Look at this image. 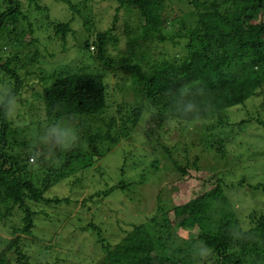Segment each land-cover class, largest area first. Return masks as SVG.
Wrapping results in <instances>:
<instances>
[{
	"label": "trees",
	"instance_id": "obj_1",
	"mask_svg": "<svg viewBox=\"0 0 264 264\" xmlns=\"http://www.w3.org/2000/svg\"><path fill=\"white\" fill-rule=\"evenodd\" d=\"M61 1L68 3L74 14L82 18L81 35L86 36L79 42L78 32L72 25L76 20L70 16L67 21L50 24L54 37L60 40L63 51L68 49L69 39L75 42L72 45H76L80 53H87L93 67L76 66V71L62 67L48 75H39L44 118L35 122L36 127L32 129V123H27L30 127L24 126L23 129L14 126L3 107L8 96L16 98L21 94L24 77L29 71L22 77L17 74L24 67L17 51L9 53L5 60L0 57V71L5 76H2L1 84L9 89L0 101V221L8 222L15 216L16 208L22 214V217L18 216L21 226L8 222L13 238L0 250V264H66L58 255L49 261L46 254L51 257L53 251H45L44 247L34 254L36 258L33 259L29 256V248L26 249L32 241L25 237L35 235L34 216L38 212L33 208L44 199V192L65 176L74 162L89 163L94 154L101 159L121 139L129 138L140 122L144 112L142 105L129 107L118 103L113 109L106 80L111 71L127 72L129 82H123L122 88H134L148 101L147 108L153 112L158 128L164 120L177 123L201 121L204 130L196 134L202 136L201 144L203 139L208 142L205 149L212 158L223 159L226 144L235 139L230 134L232 110L247 103L249 98L264 93V0H188L194 10L184 16L188 24L183 21L180 28L190 40L184 56L176 59L156 57L150 50L141 48V45L147 47L149 43L172 40L165 33L173 21L165 12L167 0H116L113 20H117L122 9H132L136 22L126 24L129 29L126 31L128 49L122 51L112 46L117 49L115 53L107 43L112 39L115 44V37H110L112 28L100 30L93 40L91 31L88 34L83 32L89 30L85 27L88 28L90 11L85 6L80 9V4L69 0ZM7 2L8 8L0 12V31L9 25L12 27L11 40H14L11 44L21 45L23 34L21 37L16 35L22 26L14 20L25 12L18 0ZM33 2L35 9H42L37 0ZM32 31L33 27H29V32ZM4 33L5 38L0 33V39L9 41L8 31ZM33 40L28 45H32ZM83 54L80 55L83 57ZM11 63L17 69L15 66L11 68ZM6 76L10 80L2 81ZM181 86L190 88V91L179 101L167 95ZM188 103L197 105L198 110L185 114ZM30 108H27V114H30ZM72 114L79 116L78 143L68 149L58 147L57 151L52 146L51 156L56 153V160L46 159L48 151L41 139L45 130L57 121L67 120ZM244 122V119L239 121ZM147 134L153 133L149 130ZM171 147H175L174 144ZM162 150L167 157L161 164L165 167L169 162L183 174H187L190 167L197 168V161L202 158L196 154L192 162L187 160L181 164L170 149L162 147ZM138 158L146 161L143 156ZM148 166L153 172L164 169L160 162L156 165L151 161ZM40 170L45 173L38 179V185L33 180ZM216 182V188L174 205L171 219L165 214L167 206L158 202L156 208L163 211L162 216L152 215L148 217V224L134 225L114 245L100 238L103 256L92 264H264V214L259 209H250L248 216L254 226L241 228L239 220L244 217L238 216L239 209H231L230 202L223 195L221 179L217 178ZM126 185L119 181L116 188ZM53 201L61 202L58 198ZM88 227L100 233L99 227L93 223ZM195 228L197 235L190 242L189 239L179 240L181 238L175 231ZM205 249L208 252L202 261L197 253ZM41 251L46 257L44 262L37 257ZM194 254L200 259L195 260Z\"/></svg>",
	"mask_w": 264,
	"mask_h": 264
},
{
	"label": "rangeland",
	"instance_id": "obj_2",
	"mask_svg": "<svg viewBox=\"0 0 264 264\" xmlns=\"http://www.w3.org/2000/svg\"><path fill=\"white\" fill-rule=\"evenodd\" d=\"M18 1L25 12V15L18 16L14 20L16 24L22 26L21 32L16 35L21 37V33L23 34L22 44H11L14 41L11 40L12 27L5 26L0 33L5 38L4 32L8 31L10 37L9 41L0 39V50H2L0 57L5 60L9 53L17 51L20 63L24 64L17 74L22 77L27 70L29 71V75L24 77L25 85H22L21 94L16 97L15 118L10 120L14 126H19L18 129H23L24 126H28L27 123H32L31 127L28 126L32 129L36 127L35 122L44 118L40 104L42 84L39 75H48L62 67H67L70 71H76V66L81 65H87V68L93 67L90 64L92 59L86 57L87 53H80L81 50L76 45H72L75 44L71 42L72 40L69 39L67 50H61L59 46L61 42L54 37L52 23L67 21L73 16L76 24L73 21L72 25L78 32L79 42L85 40V34L89 31H91L90 38L94 40L97 32L112 28L110 37H115V44L112 39L107 43L108 48L115 53L117 49L122 51L128 49L126 31L129 29L126 24L128 21L133 24L136 18L132 9L130 11L122 9L117 14V20L114 21L116 0H69L73 4H80L78 6L80 9L85 6L84 8L90 11V21L86 25L88 28L85 27L89 30H84L85 34L82 33L85 36H83L81 35L82 18L74 14L68 3L61 0H37L42 6V9L38 10L35 9L33 0ZM7 8V0H0V12ZM191 10H194L193 5L188 0H167L165 12L173 21L168 24L165 33L172 37V40L149 43L147 47L141 45V48L150 50L156 57L176 59L184 56L190 39L180 27L181 22L186 21L184 16L189 15ZM186 23L188 24L187 21ZM29 27H33L32 32H29ZM32 39H34L32 45H28ZM80 54H83V57ZM29 60L33 62L29 63ZM14 66V63L10 64L11 68ZM15 67L17 69V66ZM0 76V97H3L5 90L9 89L2 85L4 83L1 84V78L4 76L1 71ZM6 80L9 81L10 78L2 79V81ZM106 80L113 109L118 103L129 107L142 105L143 116L129 138L121 139V142L114 145L101 159L98 154H94L89 163L74 162L72 169L44 192V199L33 208V211L38 212L34 216L35 235L25 237L26 240L32 241L30 247L26 246V249L29 248L30 257L36 258L34 254L44 247L45 251H53L51 257L46 254L49 261L58 255L59 259H65L66 264L98 262L103 256L100 238H105L114 245L125 235L124 232L131 230L134 225L148 224V217L152 215L162 216L163 211L156 208L158 202L167 206L165 214L171 219L174 205L183 204L203 192L216 188L217 178L219 181L221 179L223 195L230 202L231 209H239L238 216L244 217L239 220L241 228L248 229L254 226L248 216L250 211L259 209L264 214V93L249 98L247 103L230 113L232 119L230 134L235 139L226 144L224 158L227 159L225 160L218 156L212 158V155L206 152L205 147L208 146V142L204 139L201 144L202 136L196 134L197 131L204 130L201 121L177 123L164 120L158 128L155 125L153 112L147 108L148 101L134 88H122L123 82H129L126 71H111ZM29 107H31L30 114H27L26 110ZM241 119L245 120L244 124L239 123ZM149 130L153 134L148 135ZM173 144L174 149L171 147ZM43 146L48 151L45 155L46 159L56 160V153H53L52 157L50 151L52 146L57 151L58 146L45 143ZM162 147L170 149L171 154L177 155L176 158L181 164L187 160L192 162L196 154L202 158L198 159L197 168L190 167L189 172L183 174L168 161V166L164 167L161 164L167 157ZM38 149L40 150L39 147ZM128 151H131V154ZM139 156H143L146 161L138 158ZM29 161H32L31 158ZM151 161L156 165L160 162V166L164 169L158 172L150 171L152 167L147 165ZM141 162L146 163L142 165ZM86 164L90 165L86 167ZM44 173V170L38 171L33 182L39 185L38 179ZM119 181L127 185L124 188H116ZM90 197L92 199H89ZM56 198L61 202L55 203L53 200ZM48 199L51 202L47 201ZM14 215L8 219V222H12L13 226L18 224L21 226L18 217H22L21 210L16 208ZM8 222L6 221L5 225L0 221V250L13 238ZM91 223L99 227L100 233L89 227L86 228ZM175 231L181 238L179 240L189 239V242L197 235V228ZM40 253L42 254L37 257L44 262L46 258L44 252ZM197 254L203 261L205 255H201V252ZM199 256L194 254L195 260L200 259ZM202 263L204 264L198 262V264Z\"/></svg>",
	"mask_w": 264,
	"mask_h": 264
},
{
	"label": "clouds",
	"instance_id": "obj_3",
	"mask_svg": "<svg viewBox=\"0 0 264 264\" xmlns=\"http://www.w3.org/2000/svg\"><path fill=\"white\" fill-rule=\"evenodd\" d=\"M190 91V88L186 86L179 87L175 92L169 91L168 96L175 98L177 101L185 97ZM9 93V90H5V95ZM3 99V97H0ZM5 115L8 119H14L17 111L16 98L13 95L8 96V99L3 104ZM198 110L197 105L188 103L184 108V113L196 112ZM79 116L72 114L67 120H60L52 124L45 130L42 142L45 144H52L58 146L61 149H68L78 143L80 139V128L77 124ZM208 250H202L201 255H207Z\"/></svg>",
	"mask_w": 264,
	"mask_h": 264
}]
</instances>
